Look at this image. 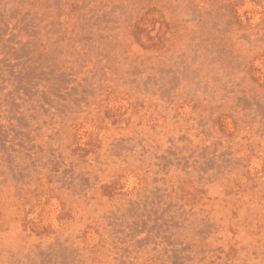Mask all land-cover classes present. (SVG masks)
Masks as SVG:
<instances>
[{
	"label": "rangeland",
	"instance_id": "obj_1",
	"mask_svg": "<svg viewBox=\"0 0 264 264\" xmlns=\"http://www.w3.org/2000/svg\"><path fill=\"white\" fill-rule=\"evenodd\" d=\"M0 264H264V0H0Z\"/></svg>",
	"mask_w": 264,
	"mask_h": 264
}]
</instances>
